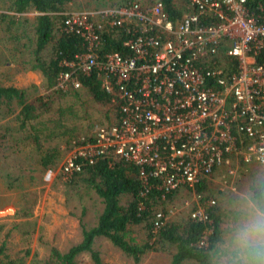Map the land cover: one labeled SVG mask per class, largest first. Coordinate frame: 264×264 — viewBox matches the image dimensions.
<instances>
[{"label":"built area","instance_id":"obj_1","mask_svg":"<svg viewBox=\"0 0 264 264\" xmlns=\"http://www.w3.org/2000/svg\"><path fill=\"white\" fill-rule=\"evenodd\" d=\"M173 3L182 13L176 21L160 0L58 12L59 32L81 38L84 52L64 64L51 90H80L79 75H96L114 113L72 141L44 182L69 181L83 163L112 157L138 166L141 194L156 190L166 203L203 178L214 184L220 171L218 193L232 188L240 165L264 168V15L248 0ZM121 31L127 55L103 52L106 37ZM192 193L187 215L209 225L216 198ZM153 218L155 231L168 221L159 208Z\"/></svg>","mask_w":264,"mask_h":264},{"label":"trees","instance_id":"obj_2","mask_svg":"<svg viewBox=\"0 0 264 264\" xmlns=\"http://www.w3.org/2000/svg\"><path fill=\"white\" fill-rule=\"evenodd\" d=\"M72 1L12 0L10 2L12 10L17 14L30 12L38 14L33 18V23L29 24L34 35L31 41L33 45L32 60L29 61L28 69L36 70L41 74L47 90L51 89L56 84L58 77L67 71L64 64L73 61L76 55L84 52L81 38L73 34L59 32L62 16L57 13L62 12ZM128 1L132 0L123 1L118 5L126 4ZM160 1L164 3L165 9L174 21L180 18L182 13L180 9L176 8L173 0ZM247 6L255 13L264 15V0H248ZM6 16L7 14H0V19ZM19 21L28 24L25 17L20 16ZM11 24H13L12 20L7 25ZM10 28L9 26L8 29ZM125 38L122 31L115 36L106 37L103 52H118L127 55V51L122 45ZM46 51L49 55L43 57V53L45 54ZM78 79L81 83L80 90H49L47 98L38 97L32 101H27L25 90L0 85V103L4 102L7 114L11 112L13 101L19 108L14 121L22 133V137L16 139L12 135L11 128L3 127L4 133L0 136V143L5 144V150L10 151L11 154H17L21 146L28 148L30 143L35 146V151H38L39 165L43 167V170L55 168L57 162L62 158L59 159L60 152L55 146L45 149L44 152L41 151L40 137L43 135L44 140L49 141L68 137V140L74 141L75 136L72 135L74 128H69L68 124H64L65 121L74 117V108L70 105L60 106L51 112L50 107L53 106V102L60 101L67 96L76 97L81 91H85L95 103L101 106L112 104L111 96L103 91L96 75L90 77L79 75ZM46 114L50 117H44ZM42 121L45 124L43 127H39ZM87 138L89 136H85V139ZM144 169L149 171L147 168ZM67 183L73 187L82 185L85 191H93L100 199L103 207L98 213L97 221L90 228L81 227L82 240L78 244L64 252L59 251L56 247H51L48 256L39 261L32 259V264H77V258L85 253L90 255L93 264H106L93 248L94 241L98 238L109 241L114 248L131 258L135 264L140 263L145 255L154 252L170 253L169 264H182L186 261L193 264H210V253L215 250L220 241L221 228L225 222V213L218 207L209 210L211 220L209 225L193 221L187 215L180 222L167 221L163 227L155 231L153 213L158 208L165 213V206L172 202L178 192L172 191L167 194L166 203L161 200L160 192L156 190H151L145 196L142 195L141 192L145 186L139 179V167L135 164L122 159L115 160L112 157L99 158L94 164L83 163L81 171ZM210 184L203 178L193 188L187 187L186 191L211 197L214 196V192ZM262 188H264V181L254 183L249 187L250 194H254ZM122 199L126 200L122 202ZM138 226L146 233L143 242H137L132 237L131 228ZM207 228L212 229L208 245L207 247H198V242ZM4 250L3 243L0 247V256L5 259L7 256L3 255ZM24 263V259H21L20 262H8V264Z\"/></svg>","mask_w":264,"mask_h":264},{"label":"rangeland","instance_id":"obj_3","mask_svg":"<svg viewBox=\"0 0 264 264\" xmlns=\"http://www.w3.org/2000/svg\"><path fill=\"white\" fill-rule=\"evenodd\" d=\"M11 1L0 0V14H7L5 18L0 19V85L25 90L27 101L38 97L47 98L51 89L47 90L39 72L28 69L29 61L32 60L31 41L34 35L29 24L33 23V18L38 14L36 12L17 14L11 8ZM123 1L126 0H73L62 12L97 10ZM20 16L25 17L28 24L19 21ZM10 20L13 24L7 25ZM47 54V51L43 53V57ZM68 105L74 108V117L72 116L73 118L65 121L64 124L74 128L72 135L75 136V140L92 136L94 126H106L113 118L112 104L101 106L85 91H81L76 97L67 96L60 101L55 100L50 107L51 112L60 106ZM11 107V112L7 114L4 102L0 103V136L4 133L2 128L8 127L13 131L14 138H21L22 133L14 121L19 108L15 101L11 103ZM44 117L50 116L46 114ZM43 121L39 127H43L45 124ZM67 138L49 141L44 140L42 135L39 140L40 149L44 152L45 149L55 146L60 152L59 159L62 157L60 159L62 160L72 141ZM5 149V144L0 143V247L4 243L3 255L7 256L5 259L0 256L3 258L0 259V264H8L9 261L20 262L21 259L25 260L24 264H32V259L39 261L48 256L51 247L64 252L78 244L82 240L81 227L90 228L97 221L98 213L103 207L100 199L93 191H85L82 185L73 187L67 181L57 178L53 180L52 177H49L48 182H44V178L47 177L44 174L46 171L39 165L40 156L38 151H35L34 145L29 143L28 148L21 146L17 154H11ZM60 162L58 161L57 164ZM222 173L224 171L214 176L215 183L210 187L217 203L220 200L225 203L228 210L225 216L227 221L230 205L241 196L237 194L240 192L242 195L250 194L249 187L252 184L264 181V168H245L240 165L237 171L238 178L234 180L232 189L226 192L228 198L224 199L216 192ZM124 200L126 199H122V202ZM193 200V193L187 191L178 193L172 202L165 206L164 214L168 215V221L180 222L185 219L189 210L185 202L192 205ZM173 205L174 210L170 212V206ZM226 221L222 226V234ZM131 230L132 237L137 242L144 241L145 230L139 226ZM93 248L100 254L103 263L135 264L131 258L114 248L104 238L96 239ZM170 259V253L154 252L145 255L138 264H169ZM77 264H93V262L90 255L85 253L77 258ZM182 264L193 263L186 261Z\"/></svg>","mask_w":264,"mask_h":264},{"label":"clouds","instance_id":"obj_4","mask_svg":"<svg viewBox=\"0 0 264 264\" xmlns=\"http://www.w3.org/2000/svg\"><path fill=\"white\" fill-rule=\"evenodd\" d=\"M210 264H264V188L241 195L230 205Z\"/></svg>","mask_w":264,"mask_h":264},{"label":"crops","instance_id":"obj_5","mask_svg":"<svg viewBox=\"0 0 264 264\" xmlns=\"http://www.w3.org/2000/svg\"><path fill=\"white\" fill-rule=\"evenodd\" d=\"M90 10V9H89ZM249 166H245V168H248ZM237 178H238V175H237ZM236 178V179H237ZM232 187H233V185H232ZM232 189V188H231ZM231 189H227L226 191H223V192H221V193H218L217 191V193L221 196V198H228L227 196H229L228 194H226V192H228L229 190H231ZM233 194H236V193H233ZM237 195H242V193L240 192V193H238ZM220 198V199H221ZM220 201H222V200H220ZM219 201V202H220ZM217 203V207H218V209L220 210V211H224V220H225V216L227 215V213H228V210H227V207H226V205H225V203H223V202H220V203ZM226 221V220H225ZM223 230V227L221 228V231ZM221 240V239H220Z\"/></svg>","mask_w":264,"mask_h":264}]
</instances>
